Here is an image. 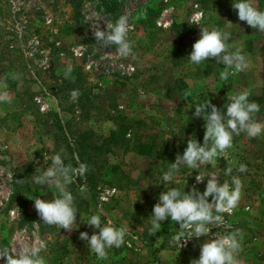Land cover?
<instances>
[{"label": "rangeland", "instance_id": "374dc122", "mask_svg": "<svg viewBox=\"0 0 264 264\" xmlns=\"http://www.w3.org/2000/svg\"><path fill=\"white\" fill-rule=\"evenodd\" d=\"M255 3L264 8V0ZM121 15L128 19L133 48L127 56L94 36L97 27L105 28ZM196 23L231 33L229 50L241 48L249 59L247 69L221 80L224 65L214 57L200 65L190 63L187 55L203 26ZM181 25L192 30L182 39L177 34ZM0 40L5 47L22 48L26 59L15 65L40 70L46 89L50 72L44 69L56 68L60 75L80 68L93 91L100 93L94 97L91 91L96 108L85 118L69 109L71 96L59 100L51 91L36 90L28 98L0 79V246L9 241L43 246L47 264H189L198 257L199 245L207 237L189 238L180 247L172 239L179 223L170 217L158 231H149L153 206L166 190L161 174L183 152L187 139L195 135L203 142L205 121L194 115L196 103L206 96L222 107L228 94L263 93L264 32L240 20L232 0H0ZM19 89L27 88L22 84ZM61 103L67 108L63 114L75 117L71 129L77 135L87 132L100 141L121 120L129 123L125 143L102 149L108 163L90 183L93 187L78 186V175L68 185L80 210L71 230L44 223L34 207V196L52 199L55 190L33 182L37 167H47L54 153L66 150L65 146L57 150L52 134L39 126L38 110H58ZM257 118L264 119V102ZM109 163L117 164L116 169ZM240 163L246 165L243 172L238 170ZM208 167L221 175V182H230L233 175L242 181L237 205L222 213L225 223L211 225V231L240 229L238 264H264V134L249 137L240 132L226 155L199 171L206 173ZM197 172L180 168L174 176L176 186L203 191L206 180L198 183ZM80 212L82 220L98 214L103 222L124 226L125 242L98 259L79 236L81 231L92 234L98 229L82 221Z\"/></svg>", "mask_w": 264, "mask_h": 264}, {"label": "clouds", "instance_id": "9594fccd", "mask_svg": "<svg viewBox=\"0 0 264 264\" xmlns=\"http://www.w3.org/2000/svg\"><path fill=\"white\" fill-rule=\"evenodd\" d=\"M232 7L237 10L240 20L264 32V8L257 7L255 0H232ZM201 25L199 38L187 55L190 63L200 65L207 58L214 57L224 65L219 73L221 80L247 69L249 59L241 48L229 50L231 33L218 26ZM128 32V19L121 15L114 22L106 23L105 28L97 27L94 36L101 44L118 46L120 54L127 56L133 52ZM75 96L74 91L72 97ZM258 113L260 104L249 99L248 91L228 94L227 102L222 107L211 100L196 103L194 115L202 116L205 121L203 142L195 135L187 139L183 152L177 153L175 160L161 174L166 190L158 194V200L153 206L149 231H158L162 221L170 217L171 221L179 223V231L172 239L180 247L189 238L207 237L199 245L198 257H192L189 264H238L243 239L240 229L221 233L212 232L210 226L225 223L222 213L230 212L237 205L242 181L239 176L233 175L230 182L227 179L221 182V175L212 167H208L206 173H201L199 169L204 165L212 166L218 156L226 155L234 136L240 132H245L249 137L264 134V119H258ZM50 162L47 167L38 166L32 179L36 185L52 186L55 189L54 196L52 199L34 196V207L44 223L71 230L73 224H78L77 212L80 210L68 185L76 175H84L88 165L86 162H78L76 166L66 163L60 152L54 153ZM184 166L198 170L195 176L198 183L206 180L203 191L195 187L185 191L184 187L176 186L175 173ZM238 170L245 171L246 165L240 163ZM227 172H231L230 167ZM80 215L82 220L81 212ZM82 221L98 229L92 234L88 231L79 233L98 259L105 258L108 249L118 248L125 242L127 229L124 226H117L111 221L103 222L98 214H90ZM42 248L36 244L27 246L9 241L0 246V264H47L46 257L41 254Z\"/></svg>", "mask_w": 264, "mask_h": 264}, {"label": "trees", "instance_id": "16d2710c", "mask_svg": "<svg viewBox=\"0 0 264 264\" xmlns=\"http://www.w3.org/2000/svg\"><path fill=\"white\" fill-rule=\"evenodd\" d=\"M186 24V23H184ZM176 27V26H175ZM192 31L191 29H185L184 25H181L180 29H177V34L180 38L186 37L187 33ZM17 34V31L14 32ZM18 39V36L16 37ZM0 44L1 40H0ZM2 51L0 53V79L3 82L8 83L7 88H13L17 90L19 95H25L26 93L28 98L33 97L36 94V90L48 92L51 91L52 95L63 100L67 97H72V93L75 91V98L72 97L70 100L69 109L73 113L78 112V116L89 115L90 112H93L95 104L91 99V91H93L92 86L89 84L86 78V72L83 69L77 68L75 71L68 73H60L56 68L44 69L43 71L50 72V81L49 90L46 89L44 77L40 75V70L30 67L28 64L15 65L17 61H25V53L20 46H13L11 49L8 45L5 47L2 45ZM18 48V50H17ZM7 51V52H5ZM7 53V54H6ZM22 84H25L26 90L21 91L19 88ZM48 87V85H47ZM94 92V91H93ZM94 97L100 95V93L94 92ZM205 99L208 98L205 96ZM250 100H255L259 104L264 102V84H263V93L258 96L249 97ZM38 123L41 125L45 131L51 133L53 136L55 148L60 146H65V152H62L61 155L65 158V161H70L75 166L78 162H86L88 169L84 175L76 176L79 178L75 179V183L78 186H89V189L93 186L91 182H95L97 172H100L103 168L106 167L108 159L103 156L104 151L102 149L106 145L119 144L126 142V133L129 128V123H125L124 120H121L118 123L117 128L113 129L109 135H104L102 140L94 139V137L87 135V132L78 133L77 129L73 133L72 122L75 121V117L69 115H64L63 113L67 111V108L62 105H59L58 110H49L47 113H44L38 110ZM43 115H46L47 118L41 119ZM69 116V117H68ZM107 116L113 117L112 114L108 113ZM68 151V154L66 153ZM78 158V159H77ZM117 164L109 163L108 167L111 169H116ZM19 173H16L15 181L19 180Z\"/></svg>", "mask_w": 264, "mask_h": 264}, {"label": "crops", "instance_id": "0c3cea01", "mask_svg": "<svg viewBox=\"0 0 264 264\" xmlns=\"http://www.w3.org/2000/svg\"><path fill=\"white\" fill-rule=\"evenodd\" d=\"M9 89V88H8ZM6 91H8V90H6Z\"/></svg>", "mask_w": 264, "mask_h": 264}]
</instances>
